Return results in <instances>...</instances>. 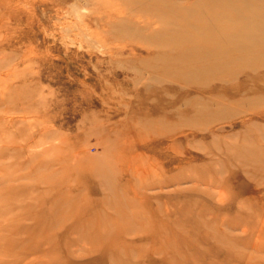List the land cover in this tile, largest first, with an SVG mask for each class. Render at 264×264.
<instances>
[{
	"label": "rangeland",
	"instance_id": "374dc122",
	"mask_svg": "<svg viewBox=\"0 0 264 264\" xmlns=\"http://www.w3.org/2000/svg\"><path fill=\"white\" fill-rule=\"evenodd\" d=\"M0 264H264V0H0Z\"/></svg>",
	"mask_w": 264,
	"mask_h": 264
}]
</instances>
